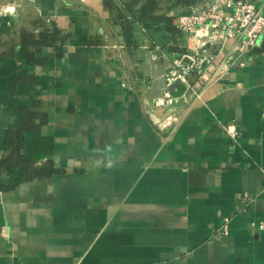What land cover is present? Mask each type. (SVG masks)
<instances>
[{
    "label": "crops",
    "instance_id": "0c3cea01",
    "mask_svg": "<svg viewBox=\"0 0 264 264\" xmlns=\"http://www.w3.org/2000/svg\"><path fill=\"white\" fill-rule=\"evenodd\" d=\"M250 1L264 14V0ZM40 25L67 38L31 65L20 35ZM135 38L131 52L105 0H0V55L14 52L0 61V160L25 106L45 113L42 162L57 168L0 189V264H264V36L244 67L220 78V59L207 81L171 88L165 108L163 73L195 41ZM22 72L43 81L13 95Z\"/></svg>",
    "mask_w": 264,
    "mask_h": 264
},
{
    "label": "trees",
    "instance_id": "16d2710c",
    "mask_svg": "<svg viewBox=\"0 0 264 264\" xmlns=\"http://www.w3.org/2000/svg\"><path fill=\"white\" fill-rule=\"evenodd\" d=\"M201 0H105V5L114 16V19L124 33L125 46L132 52L138 43L135 34L139 29L144 30L161 48H164L167 40L182 36L177 28L178 16L161 12L162 6H170L190 13L192 8ZM38 33L23 31L20 35L19 52L24 55L31 65L47 63L48 57L39 55L43 47L55 48L61 55L62 44L66 40L60 28L56 25L46 27ZM30 48H32L30 50ZM14 55V52H6L0 55V61ZM22 72L11 80V94L23 91L26 87L41 83L43 79L37 76L25 75ZM20 87V88H19ZM26 88V89H27ZM37 105H39L37 103ZM38 121V123H37ZM47 123L45 113L30 111L27 107L19 108V121L17 126L8 129L6 142L8 155L0 160V168L5 167L8 171L9 181L7 184L0 183L1 190H9L32 181L37 178L55 174L57 168L52 159L47 158L52 152L50 137L41 135L42 125ZM33 133V140L29 134Z\"/></svg>",
    "mask_w": 264,
    "mask_h": 264
},
{
    "label": "built area",
    "instance_id": "2783aa9c",
    "mask_svg": "<svg viewBox=\"0 0 264 264\" xmlns=\"http://www.w3.org/2000/svg\"><path fill=\"white\" fill-rule=\"evenodd\" d=\"M5 10L15 11L9 6ZM177 28L195 41V47L175 56L164 71V97L157 101L160 108L173 104L170 89L176 84L189 88L193 75L199 76L197 83L207 81L209 71L220 59L224 64L218 74L220 78L232 65L244 67L247 55L264 36V14L250 0H214L208 8L179 15ZM151 57L155 59L156 56ZM135 64L139 66L137 60ZM212 84L209 81L205 87ZM228 132L236 137V132ZM258 228L264 232V223Z\"/></svg>",
    "mask_w": 264,
    "mask_h": 264
},
{
    "label": "water",
    "instance_id": "95a60500",
    "mask_svg": "<svg viewBox=\"0 0 264 264\" xmlns=\"http://www.w3.org/2000/svg\"><path fill=\"white\" fill-rule=\"evenodd\" d=\"M190 79H191L192 83L195 84L198 81L199 76L198 75H193Z\"/></svg>",
    "mask_w": 264,
    "mask_h": 264
}]
</instances>
